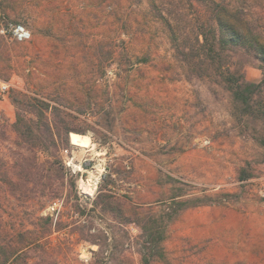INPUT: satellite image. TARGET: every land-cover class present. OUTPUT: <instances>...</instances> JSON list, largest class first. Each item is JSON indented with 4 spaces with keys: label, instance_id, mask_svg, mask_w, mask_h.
Here are the masks:
<instances>
[{
    "label": "rangeland",
    "instance_id": "obj_1",
    "mask_svg": "<svg viewBox=\"0 0 264 264\" xmlns=\"http://www.w3.org/2000/svg\"><path fill=\"white\" fill-rule=\"evenodd\" d=\"M214 1L243 9L264 42V0ZM213 14L209 0H0L7 252L33 238L35 264H264V62L211 51ZM14 24L30 38L2 32ZM228 71L261 83L251 108ZM18 92L58 107L41 142L16 130ZM147 218L164 229L154 245Z\"/></svg>",
    "mask_w": 264,
    "mask_h": 264
},
{
    "label": "trees",
    "instance_id": "obj_2",
    "mask_svg": "<svg viewBox=\"0 0 264 264\" xmlns=\"http://www.w3.org/2000/svg\"><path fill=\"white\" fill-rule=\"evenodd\" d=\"M212 3L213 9V27L215 28L214 39L210 44V38L204 35L206 44L209 45L211 51H217L221 45L223 48L229 49H241L247 54L257 57L264 62V42L261 41L259 33H256L252 29L244 15V10L239 7H233L226 3L209 0ZM167 25L171 26L169 20H166ZM174 42L177 41L175 33L172 35ZM216 57H213L215 63ZM226 81L230 84L231 92L234 98L241 102L247 109L251 108V101L255 94L261 91V83H255L247 80L244 74L237 73H224ZM12 101L18 107L17 121L15 124L16 130L19 134L25 137L29 136L38 141H42L44 138V132L53 133L47 111L49 109H58L57 106L50 105L49 102L43 101L38 98H31L24 93L18 92L12 95ZM29 106V109L25 106ZM36 116V117H35ZM73 133V132H72ZM105 204L111 205L110 198L105 200ZM139 214V213H137ZM144 220V219H143ZM152 218L146 219V224L143 223L144 232L146 235L147 244L154 245L160 241L164 236V229L157 226L148 227ZM41 221L47 224L53 222V218L43 217ZM145 222V221H144ZM1 237V233H0ZM35 240L33 238L29 241H22L18 246L12 247L10 252H7V246L5 245L2 238H0V264H35L30 262L25 254V251L33 245ZM11 246V245H10Z\"/></svg>",
    "mask_w": 264,
    "mask_h": 264
},
{
    "label": "bare ground",
    "instance_id": "obj_3",
    "mask_svg": "<svg viewBox=\"0 0 264 264\" xmlns=\"http://www.w3.org/2000/svg\"><path fill=\"white\" fill-rule=\"evenodd\" d=\"M70 142L75 146L87 147L90 144V138L86 135L79 133L70 134ZM82 187L84 192L88 195H93L97 189V182L95 180L83 181Z\"/></svg>",
    "mask_w": 264,
    "mask_h": 264
},
{
    "label": "built area",
    "instance_id": "obj_4",
    "mask_svg": "<svg viewBox=\"0 0 264 264\" xmlns=\"http://www.w3.org/2000/svg\"><path fill=\"white\" fill-rule=\"evenodd\" d=\"M2 32L11 33V35L19 41H24L30 38V32L23 24H14L9 29L4 28ZM9 87H10V84L8 82H5V81L0 82L1 92H7ZM56 204L57 203H54V207H53L54 210H56V207H55Z\"/></svg>",
    "mask_w": 264,
    "mask_h": 264
}]
</instances>
